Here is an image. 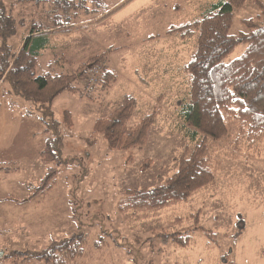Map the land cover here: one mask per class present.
<instances>
[{
	"label": "rangeland",
	"instance_id": "rangeland-1",
	"mask_svg": "<svg viewBox=\"0 0 264 264\" xmlns=\"http://www.w3.org/2000/svg\"><path fill=\"white\" fill-rule=\"evenodd\" d=\"M3 1L22 22L11 39L13 50L21 47L33 28L47 31L54 27L55 17L71 29L74 13L86 22L94 21L85 27L111 14L105 15L110 7L104 0H75L68 18L64 8L55 10L53 5L34 0ZM176 1V11L177 6L182 5V9L161 17L155 26L144 17V11L127 21L125 29L130 36L124 45L128 48L121 53L116 52L122 46L114 42L117 28L107 34L91 31V38L88 32L74 36L59 33L41 52L39 74H76L81 65L100 54L106 55L101 62L104 68L109 59L114 63L119 60L124 67L118 64L120 71H113L119 81L108 93L100 86L87 92L85 76L76 81L81 92H65L53 102L52 109L61 122L66 162L60 166L58 185L41 201L30 200V195L51 166L40 156L51 133L46 132L38 105L11 94L8 82L0 81V250L4 251L0 264H21L13 252L43 250L79 232L89 237L86 255L79 264H228L229 252L236 264H264V144L258 149L245 142L237 145L239 123L233 118H226L229 136L212 141L217 168L213 184L156 217L126 221L117 210L127 190L163 183L176 172L186 147L195 145L182 109L190 99L184 67L195 52L197 35L184 38L168 32L199 19L207 8L199 9L213 0H186V7L183 0ZM192 5L197 10L188 9ZM132 9L126 11L128 15ZM259 14V7L251 2L236 9L231 33L246 31L243 21ZM99 34L105 35L102 41ZM246 47L240 44L226 60L240 57ZM87 93L93 94V100ZM126 95L138 100L128 127L137 126L152 113H156V121L143 148L110 149L94 125L98 119L108 118ZM66 111L72 115L73 126L65 119ZM192 214H199V224L189 217ZM177 217L185 218L184 222L176 223ZM198 226L218 233V243H209ZM187 229L195 238L189 248L164 245L160 240L163 232ZM101 236L106 237L107 245L98 249L94 243Z\"/></svg>",
	"mask_w": 264,
	"mask_h": 264
},
{
	"label": "trees",
	"instance_id": "trees-1",
	"mask_svg": "<svg viewBox=\"0 0 264 264\" xmlns=\"http://www.w3.org/2000/svg\"><path fill=\"white\" fill-rule=\"evenodd\" d=\"M34 1L53 5L55 10L64 8L66 18L71 16L76 5L75 0ZM248 2L256 4L260 14L243 21L246 31L231 33L235 10ZM21 24L7 4L0 0V81L8 82L11 94L38 105L46 132L51 133L40 154L41 159L51 166L32 188L30 195V200L41 201L58 185L60 166L66 162L61 122L56 119L52 104L65 92H81L76 81L84 78L90 66L101 63L106 55L92 58L81 65L76 74L53 71L39 74V57L49 47L50 35L69 32L70 29L55 17L54 31L33 28L21 47L13 50L11 39L17 35ZM168 33L180 34L184 38L197 35L195 52L184 67L189 80L190 99L182 109L184 122L192 130L195 145L193 148L186 147L179 158L176 172L163 183L153 188L127 190L125 197L117 204L118 212L126 221L156 217L166 208L188 201L215 182L217 168L212 141L220 142L229 136L227 117L239 123L237 145L245 142L249 147L258 149L259 144H264V1L218 0L199 19L173 28ZM240 44L247 46L245 51L228 62L226 58ZM117 80L113 71L104 68L100 89L108 93ZM86 97L93 100V94L87 93ZM137 106L138 100L126 95L108 118L96 121L94 131L103 134L110 149H141L147 144L156 113L147 115L137 126L130 128L128 122ZM71 116L66 111L65 119L69 126H73ZM189 217L200 223L199 214ZM184 220L183 217L175 219L178 224ZM197 230L205 235L209 243H218V233L203 226H198ZM185 231L163 232L159 237L164 245L173 244L186 249L194 244L195 238L190 229ZM105 245L107 240L104 236L94 243L98 249ZM88 246V235L79 232L54 241L43 250L16 251L12 256L21 264H79L78 260L86 255ZM226 262L236 264L230 252L226 254Z\"/></svg>",
	"mask_w": 264,
	"mask_h": 264
},
{
	"label": "crops",
	"instance_id": "crops-1",
	"mask_svg": "<svg viewBox=\"0 0 264 264\" xmlns=\"http://www.w3.org/2000/svg\"><path fill=\"white\" fill-rule=\"evenodd\" d=\"M104 1L108 3L107 8L109 9V7H110V10L105 14V15H107V14L111 13L108 15L107 18L103 19L102 21H100L98 23H95L93 25L85 27V24L91 23L94 21L92 19H89L90 22H86L87 19H81L80 15L78 13L73 14V12H72V14H73L72 19L75 18L74 23H73L74 27L72 26V28L70 29L69 32H63V33H66L67 36H74L75 35L74 33H80V32L87 33L88 32L87 37L91 38L89 36L91 31H98L99 33L103 32V33L107 34V33H110L109 29L114 30V28H117V30H114V33H113V35L116 33H117L116 35H118L117 37H116V35L114 36V38H115L114 42L116 43V45L122 46L123 49L116 52V53H121V51H124L128 48L127 45H124L126 42L125 40H129L126 37L130 36V35H128V31L125 29V25H126L127 21H130L131 19L137 18L142 13V11H144V17L148 16L149 20H153L154 22H151L150 24L155 26V25H157V23L159 22L161 17L164 18V17H166V15L168 13L179 12L182 9V5H180V6H177V7H179V9L176 11V6H175L177 4L176 0H170V1H168V0H113V2L111 4H110V0H104ZM134 1H136V2H134ZM182 3H184L183 5H184V7H186L185 4L187 3V1L183 0ZM213 3H215V0L204 5V7L200 8L199 10L201 11V10H203V8L206 9L210 5H212ZM132 6H133V9H132L133 11L131 14L128 15L126 11H128V9ZM174 6H175V8H174ZM192 8L197 10L195 5L191 8H188V9L193 10ZM200 17H201V15H200ZM191 22H193V21H191ZM188 23H190V22H188ZM188 23H186V24H188ZM186 24H183V25H186ZM75 27H79V28H78V30H76L74 32L73 28H75ZM49 30L54 31L53 26ZM56 34H59V33H54V34L50 35V43H51L52 39L56 36ZM104 37H105L104 34H99V38L101 41L103 40L102 38H104ZM118 37H122L125 39L117 40V39H119ZM92 39L95 41H97V40L99 41V39L96 40V39H94V37H92ZM83 44H86V43L83 42ZM110 46H113V45H110ZM106 47H109V45ZM158 50L160 51V47L158 48ZM112 54H114V53H112ZM158 58H160V56H158ZM120 60H121V57H120ZM118 64H120L119 60L117 61V63H114L109 59L107 64H106V67H107V69H109L111 71H117L118 72V71H120L121 66H122L120 64L121 66L119 65V67H118ZM122 68H124V67L122 66ZM118 81H119V77H118ZM130 81H133L135 83L134 79L130 78ZM139 82L142 84L141 81H139Z\"/></svg>",
	"mask_w": 264,
	"mask_h": 264
},
{
	"label": "built area",
	"instance_id": "built-area-1",
	"mask_svg": "<svg viewBox=\"0 0 264 264\" xmlns=\"http://www.w3.org/2000/svg\"><path fill=\"white\" fill-rule=\"evenodd\" d=\"M105 63H101L95 66H92L86 77L84 78V87L87 92H95L97 88L100 86L101 78L104 72Z\"/></svg>",
	"mask_w": 264,
	"mask_h": 264
},
{
	"label": "water",
	"instance_id": "water-1",
	"mask_svg": "<svg viewBox=\"0 0 264 264\" xmlns=\"http://www.w3.org/2000/svg\"><path fill=\"white\" fill-rule=\"evenodd\" d=\"M4 255V251L0 250V257Z\"/></svg>",
	"mask_w": 264,
	"mask_h": 264
}]
</instances>
